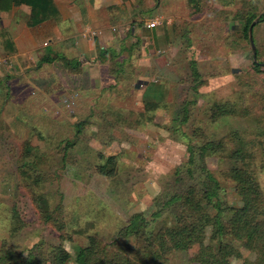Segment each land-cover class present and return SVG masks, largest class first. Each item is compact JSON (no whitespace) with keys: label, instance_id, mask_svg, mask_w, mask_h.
I'll list each match as a JSON object with an SVG mask.
<instances>
[{"label":"rangeland","instance_id":"obj_1","mask_svg":"<svg viewBox=\"0 0 264 264\" xmlns=\"http://www.w3.org/2000/svg\"><path fill=\"white\" fill-rule=\"evenodd\" d=\"M262 12L264 0H126L115 14L127 25L142 27L153 18L160 23L156 44L127 33L121 72L109 66L94 84L84 79V69L69 77L75 80L65 88L53 66L43 63L0 74V257L27 253L42 242L48 250L63 247L64 264H80V249L90 244V236L130 255L138 241L121 235L122 228L134 214H152L173 197L165 208L181 206L184 224L195 234L202 213L215 211L201 191L206 174L195 167L188 176L191 143L217 145L205 159L212 175L226 184L221 197L229 227L231 207L245 204L236 182L227 179L231 169H247L264 190L260 151L253 163L247 160L248 169L222 145L240 147L235 133L254 136L258 125L242 109L264 105ZM248 20L254 22L252 38L244 29ZM217 102L227 108L238 102L239 112L215 116ZM259 126L264 127V116ZM255 148L261 150L258 143ZM110 157L114 173H98L97 166ZM176 174L186 184L176 185ZM44 204L60 228L41 216ZM152 226L147 234L153 242L144 245L163 248L162 264H200L193 256L201 242L189 254L177 252L164 228L156 221ZM213 234V225H206V244ZM231 243L242 241L233 237ZM242 245L229 256L230 264L258 260Z\"/></svg>","mask_w":264,"mask_h":264},{"label":"trees","instance_id":"obj_2","mask_svg":"<svg viewBox=\"0 0 264 264\" xmlns=\"http://www.w3.org/2000/svg\"><path fill=\"white\" fill-rule=\"evenodd\" d=\"M1 0V6H2ZM6 3L13 4L14 2H27L32 6L31 12V24L38 23L55 13L56 10L54 0H5ZM195 3L199 0H190ZM5 2H3L4 4ZM260 20H264V12L260 16ZM250 21L248 20L244 29L250 31ZM196 63V62H194ZM255 65L257 68L261 65L255 59ZM195 73L199 72L197 70V63L194 69ZM238 102H232V107L227 108L222 102H217L214 104L215 116L217 113H222V115H228L238 113L239 108H237ZM242 113L246 117H253V119L258 124L254 128V136H247L246 131L236 132L239 141L242 145L236 149H229V147L223 142V148L230 150V155L235 160L242 158L245 160V167L250 168L249 164L252 165L253 161L257 159V155L263 156L264 159V127H260L259 123L263 121L264 116V105H261L257 111L250 110V105L244 106ZM236 109V110H235ZM241 109V108H240ZM186 116L184 122L187 121V109L185 107ZM258 114V115H257ZM254 115V116H253ZM230 137L233 138L232 134ZM230 139L231 142V138ZM192 140V139H190ZM204 146H199L196 143H191L189 157V164L185 166L187 168L188 176L193 177V174L198 168L203 171L206 175L202 177V194L205 196L206 201L209 206L214 208L213 211H204L199 219L196 221L197 231L195 234L188 231L184 224L183 211L181 206L176 205L173 209H167L165 207L169 206L177 197L171 198L166 202L164 208L157 209L156 211L149 213H136L134 214L129 223L122 228L121 235L132 236L135 235L137 238V246L130 251L129 254H121L120 252H115L110 246L104 244L101 240H98L94 236H90V244L82 247L80 249V264H162V255L164 254L162 247H153V245H144V240L148 242H153L150 239L147 231L153 228V223L156 221L160 225L161 229L164 231L165 236L168 241H172L170 248L175 249L177 252H185L187 254L188 250L195 245L196 242H201L199 249L193 256V260L199 262L200 264H230L229 256L238 248L241 247L242 243L246 249L250 250L255 254V258L258 260L248 261L245 264H264V190L261 189L260 184L256 178L252 177L247 169L239 167L231 169V177L227 178L228 181H233L230 183H235L238 191L244 196L245 204L240 207H231L234 211L230 218L229 227L225 225V211L224 205L222 204L223 198L221 197V191L224 190L226 184L220 181L215 176L212 175L208 169L206 163V154L209 149H217V145L214 141L206 142ZM213 143V144H212ZM261 150L255 148V144ZM255 154V155H254ZM251 161L252 163H248ZM264 166V160L262 161ZM116 164L113 158L110 157L106 162L101 163L97 166V172L103 175H111L114 173ZM196 167V168H195ZM36 168V167H34ZM232 168V167H231ZM36 172V171H35ZM187 176V177H188ZM176 185L184 184V176L176 174L175 177ZM235 181V182H234ZM186 184V182H185ZM175 185V186H176ZM240 189V190H239ZM38 200V208L42 207ZM47 205H43V211L47 210ZM150 215L151 217H149ZM46 222L52 221L58 224L57 219L55 220L53 214L49 211L42 212L41 215ZM20 220V219H19ZM172 220L171 222H168ZM259 220L260 223H253ZM212 224L214 228V234L211 237V241L207 244L204 242V228L206 225ZM60 228V227H59ZM227 229V230H226ZM263 229V230H262ZM232 236V237H230ZM233 237L239 238L242 243L240 245H234L231 243ZM230 241V242H228ZM42 242L36 243L33 248L28 249L26 253L25 250L20 252H15L9 256V258H1L0 264H64V257L62 256L63 247L54 246L50 247L49 250ZM112 246H114L112 244ZM110 248V249H109ZM13 250V249H12ZM12 258V259H11ZM15 258V259H13ZM12 261V262H11Z\"/></svg>","mask_w":264,"mask_h":264},{"label":"crops","instance_id":"obj_3","mask_svg":"<svg viewBox=\"0 0 264 264\" xmlns=\"http://www.w3.org/2000/svg\"><path fill=\"white\" fill-rule=\"evenodd\" d=\"M125 1L54 0L55 13L31 24L32 6L29 3L9 5L4 0L1 6L0 0V74L43 63V68L53 66V76L55 79L56 76L63 78H59L60 82L62 80L60 86L65 88L75 80L69 77L84 69V79H91L93 83L98 75L102 79L109 66L115 73L121 72L125 65L123 42L127 33L137 32L144 38H152L153 44H156L154 35L159 34L157 26L149 28L144 23V26L136 28L116 16V6L123 5ZM125 4L127 6L128 3ZM86 29L99 33L92 35L86 33ZM116 76L112 75V79ZM137 84L131 82L133 87ZM148 87L149 84L145 89ZM60 91L63 94L65 90L62 88Z\"/></svg>","mask_w":264,"mask_h":264},{"label":"built area","instance_id":"obj_4","mask_svg":"<svg viewBox=\"0 0 264 264\" xmlns=\"http://www.w3.org/2000/svg\"><path fill=\"white\" fill-rule=\"evenodd\" d=\"M160 23V18H153V19H151V20H149V21H147L146 22V25L148 26V27H155V26H157L158 24ZM86 33H91V34H98L99 33V31H96V30H91V29H86Z\"/></svg>","mask_w":264,"mask_h":264},{"label":"water","instance_id":"obj_5","mask_svg":"<svg viewBox=\"0 0 264 264\" xmlns=\"http://www.w3.org/2000/svg\"><path fill=\"white\" fill-rule=\"evenodd\" d=\"M253 25H254V22H253V24L251 25V27H250V35H251V38H252V34H251V32H252V29H253ZM256 55V54H255Z\"/></svg>","mask_w":264,"mask_h":264},{"label":"clouds","instance_id":"obj_6","mask_svg":"<svg viewBox=\"0 0 264 264\" xmlns=\"http://www.w3.org/2000/svg\"><path fill=\"white\" fill-rule=\"evenodd\" d=\"M147 21H149V20H147ZM147 21H146V22H147ZM146 22H145V23H146ZM146 26H147V25H146ZM147 27H148V26H147ZM155 27H156V26H155ZM149 28H153V27H149Z\"/></svg>","mask_w":264,"mask_h":264}]
</instances>
